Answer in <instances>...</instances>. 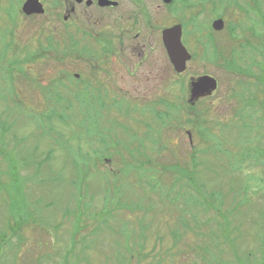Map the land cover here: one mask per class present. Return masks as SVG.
<instances>
[{
    "label": "rangeland",
    "instance_id": "374dc122",
    "mask_svg": "<svg viewBox=\"0 0 264 264\" xmlns=\"http://www.w3.org/2000/svg\"><path fill=\"white\" fill-rule=\"evenodd\" d=\"M40 1L45 14L18 13L12 34L6 10L22 1L0 0V52H35L51 34L62 49L64 17L108 42L67 58L47 50L25 76L0 74V148L20 155L14 175L0 163V231L11 218L17 229L4 233L11 264H264V111L239 85L253 79L213 54L230 43L252 66L264 0L258 16L252 0H122L116 12L76 13L74 0ZM177 23L199 37L183 42L198 57L181 75L161 43ZM201 75L218 87L190 107L188 83Z\"/></svg>",
    "mask_w": 264,
    "mask_h": 264
},
{
    "label": "trees",
    "instance_id": "16d2710c",
    "mask_svg": "<svg viewBox=\"0 0 264 264\" xmlns=\"http://www.w3.org/2000/svg\"><path fill=\"white\" fill-rule=\"evenodd\" d=\"M15 2H10L9 6L6 10V13L8 14L9 17V24L11 25V29L9 30L12 34L14 33V27L17 26V14L18 12V8L15 6ZM17 5L20 6V2L17 3ZM196 7V6H194ZM259 9H255L253 11V15H256L258 13ZM259 13L260 10H259ZM247 15H249V12H247ZM8 19V18H7ZM264 22V20L262 21ZM66 28V34L67 36H70V42H73L72 39V33L70 30H68L69 25L65 24L64 25ZM184 31H187L186 27L187 24L184 23ZM193 27H195L198 30H201V28L198 25L193 24ZM188 36V37H187ZM252 36L254 38H256L257 42L256 44L253 46H250V48L252 49V52H254L255 54H264V28L261 31H259L258 29L255 28V31L252 32ZM184 37V42L186 43V45L188 44V38L192 37L193 40H195L196 38L199 39V37L194 33H188V34H183ZM187 37V39H186ZM232 37V36H230ZM43 39V38H42ZM44 40H39L37 41V48L35 50V52L29 51L27 47H25L24 49L21 48H15V50L13 49H6L2 52H0V62L2 64V66L0 67V74L2 75H8L9 78H12L13 74H19L22 76H25L26 71L23 70V65L27 64H32L34 63L38 58L43 59L45 58L44 55L46 54L47 50H56L57 52L60 51V53H62L64 55V57H66V53H73V52H80L78 46L76 44H62V49H60L59 47V43L58 40H56L53 35H49V36H45ZM199 43V42H198ZM197 47H199L198 45H196ZM8 47V45L6 46V48ZM207 48L204 49L203 51V55L199 56L200 60H207V58H205L207 55L206 53H208ZM84 52L85 48L83 49ZM213 54L215 56H217V58L215 60L218 61L221 60V64H222V69L223 71L226 72H230V71H236V74L239 77H251L253 80H257V84L259 85H263L264 83V66L259 65L262 62H258L257 64V74L256 73H252L251 69L253 68V64L251 63L252 66L249 65V63H247V60L245 59L246 53H239L236 46L227 43V44H221V48L217 47L216 50H214ZM193 55V59L197 58L198 55L196 52L192 53ZM229 55V56H228ZM67 58V57H66ZM192 59V60H193ZM7 63V65H5L4 63ZM240 63L243 65L241 66ZM252 67V68H251ZM241 86L242 89H244L243 91H248L251 93L250 89L251 86H254L253 83H241L239 84ZM264 86V85H263ZM53 92H55L54 90L51 91V94H53ZM242 93V91L240 93H238V95L240 96V94ZM52 98V97H51ZM78 96L77 94L75 95V99H77ZM240 98V97H239ZM241 99V98H240ZM251 99H252V95H251ZM51 102L53 101V99L50 100ZM57 101L58 104L60 105V107H63L66 103V98L63 97L62 95H60V93H58V97H57ZM77 102V101H75ZM72 104V102H69ZM78 103V102H77ZM251 104H252V100H251ZM59 116L57 117V121H62L63 118V111L59 112ZM53 113L50 114V118L52 117ZM53 119H56L55 117H52ZM88 121H83V124H85ZM54 123V121L52 122ZM55 128V127H54ZM56 131V128H55ZM5 137V136H4ZM0 139L3 141H6L3 136H0ZM8 149H11V147H9ZM18 149V148H17ZM21 150L24 151L21 147ZM18 157H20L19 153L16 152ZM17 155L15 154V152H13V150L11 149L10 151L8 150H3L0 148V159L1 162L0 163H4L3 167L6 168V173L10 174V175H14L17 172V161L16 159H18ZM28 157L30 159V154H28ZM37 158V157H36ZM35 158V159H36ZM45 160H39V163H37L39 165V168L37 169H43L45 167ZM84 165V164H83ZM85 166V165H84ZM83 167V166H82ZM84 168V167H83ZM1 175V174H0ZM82 183V181H81ZM80 205V204H79ZM21 223H19L20 225ZM84 226V225H83ZM15 227V231H17L16 229V224L14 223L13 219L11 218V221H6L3 224V230L0 231V234L2 236H0V262H1V258H6V261L4 262V264H11V258L12 256L15 254V248H12L11 242L7 240L6 236L4 233L6 232V229H11ZM1 253H2V257H1Z\"/></svg>",
    "mask_w": 264,
    "mask_h": 264
},
{
    "label": "water",
    "instance_id": "95a60500",
    "mask_svg": "<svg viewBox=\"0 0 264 264\" xmlns=\"http://www.w3.org/2000/svg\"><path fill=\"white\" fill-rule=\"evenodd\" d=\"M172 0H164L165 4H170ZM21 11L26 16L41 15L44 13L43 5L39 0H26ZM224 23L221 19H216L212 22L211 27L214 31L219 32L223 29ZM182 27L175 25L162 31V43L177 73H182L186 68L187 61L191 56L181 42ZM217 88L216 80L210 76H201L189 84L191 100L209 96Z\"/></svg>",
    "mask_w": 264,
    "mask_h": 264
},
{
    "label": "flooded vegetation",
    "instance_id": "af4514ba",
    "mask_svg": "<svg viewBox=\"0 0 264 264\" xmlns=\"http://www.w3.org/2000/svg\"><path fill=\"white\" fill-rule=\"evenodd\" d=\"M107 1L115 3V4H110V5L102 4L100 2V0H82L81 2H78L77 0L76 1L74 0V1L71 2V12L72 13L80 12V10L83 7L87 8L89 11H99V12H104V11L116 12V11H119L122 8V0H119V1H117V0H110V1L107 0ZM252 2L254 4V6H255V9H257V6L259 4L258 0H252ZM259 7H261V3L259 4ZM259 7H258V9L261 12V9ZM138 10H140L142 12V13L139 12V15L143 16V14L145 12L143 7L139 8ZM259 10H258V13L256 14V16L262 15L263 12L259 13ZM78 20H79V18L73 19V21H72V20L66 19L64 17V22L65 23H67V22H74L75 23V29H74L75 30V34H74V37H73V42L65 41V43H68V44H79L81 42H87V41L88 42L89 41L92 42V40H94V42L95 41H100V42L106 41V42H108L107 38L100 37V36L96 35L95 32L93 30H91L90 28H86L85 29V28L81 27L78 24ZM120 20H123V17H121ZM117 22L118 21L113 20L112 21V25H114V23H117ZM148 22L149 21H147L146 23H148ZM261 22H262L261 20L258 21L257 19L255 21H253V28L252 29L260 28L262 26V23H263V22L262 23ZM76 28L79 29L78 33H76ZM110 30L113 31V29L111 27H110ZM63 31L65 32L66 28H64ZM112 36H114V38H115L113 40H116V41H119L120 43H122L123 38H121L122 39L121 40L120 37H116V34H114L113 32H112ZM137 36H138V32H136L134 37H137ZM65 38H67V34H65ZM114 55H116V54H113L111 56V58H113ZM258 62H262L259 65L264 66V54L259 55V54H255L254 53V55L251 56V63L253 64L252 67L255 68V72H252V73H256L257 74V64H258ZM139 65H143V62H142L141 59L138 62L137 66H139ZM252 83H253L254 86H253L252 89H250V91L252 93V99H251L252 100V104L251 105H254L257 109H260V110L264 111V86H263L264 83H263V85H259V84H257V80L256 79L253 80ZM213 94L210 97H212ZM210 97H208L206 99H209ZM206 99L203 98V99L198 100V101H203V100H206ZM239 113H240V111H239Z\"/></svg>",
    "mask_w": 264,
    "mask_h": 264
}]
</instances>
